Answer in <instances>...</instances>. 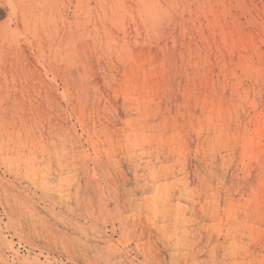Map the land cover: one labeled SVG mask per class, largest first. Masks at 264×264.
<instances>
[{"label":"rangeland","instance_id":"rangeland-1","mask_svg":"<svg viewBox=\"0 0 264 264\" xmlns=\"http://www.w3.org/2000/svg\"><path fill=\"white\" fill-rule=\"evenodd\" d=\"M23 4L0 264H264V0Z\"/></svg>","mask_w":264,"mask_h":264},{"label":"bare ground","instance_id":"bare-ground-1","mask_svg":"<svg viewBox=\"0 0 264 264\" xmlns=\"http://www.w3.org/2000/svg\"><path fill=\"white\" fill-rule=\"evenodd\" d=\"M3 16H4V20L0 22V86L4 82L5 83L9 82V78L12 76V72H13L11 65L14 64L13 60L15 57H18L19 54L26 56L25 61L27 62L28 67L35 65V64H33L32 50H31L30 43L28 42L27 49H25V48L22 49L21 47H18V49H16L15 48L16 43H13V41L20 42V41L24 40V38H25L23 29H24V23L26 22V16H25V6L23 4V0H0V18H2ZM21 45L23 46V44H21ZM75 48H77V46ZM73 49H74V47H73ZM76 51H77V49H76ZM23 58H24V56H23ZM27 71H28V69H27ZM27 71H26V73H27ZM33 77H35V76H33Z\"/></svg>","mask_w":264,"mask_h":264}]
</instances>
